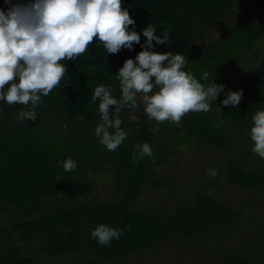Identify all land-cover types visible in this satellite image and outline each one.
<instances>
[{
  "label": "trees",
  "instance_id": "16d2710c",
  "mask_svg": "<svg viewBox=\"0 0 264 264\" xmlns=\"http://www.w3.org/2000/svg\"><path fill=\"white\" fill-rule=\"evenodd\" d=\"M232 2H123L137 24L154 25L157 35L169 30V44L154 42L156 52L184 55L183 70L206 87L223 84V92L210 102V111L189 112L179 126L170 121L157 124L145 114L141 122L126 130L130 115L123 109L121 128L127 137L115 151L107 150L95 135L96 126L87 125L100 115L99 101H92V92L97 85L110 86L113 97L120 100L118 70L126 59L135 58V51L122 48L117 54H107L94 40L87 53L62 62L67 73L60 86L41 97L45 105H63L62 124L47 125L38 116L34 122L0 128V264H72L74 260L116 264L137 253H150L176 235L193 240L215 227L236 223L241 213L228 205L211 178L204 179L201 188L185 190L161 171L181 142H171L176 133L190 144L228 153L218 179L264 197V158L252 151L250 138L252 116L264 109V63L249 64L264 41V0L245 10L228 38L202 44L206 22L228 17ZM9 6L0 0V9L7 11ZM129 30L140 33L134 27ZM197 45L199 55L193 57L191 50ZM205 72L208 78L202 79ZM237 90L243 91L238 106L223 107L225 94ZM5 104L0 100V109ZM110 111H114L112 106ZM144 143L151 146L154 159L139 158L137 146ZM67 158L77 165L70 172L62 166ZM97 173L111 178V196L104 200L93 197ZM176 190L182 200L165 207L163 198ZM147 192L160 197V208L143 204ZM34 199L49 202L37 213L23 215L21 204ZM98 225L124 232L119 239L101 245L91 236ZM259 226L257 220L251 223L246 239L207 264H264V232L255 229Z\"/></svg>",
  "mask_w": 264,
  "mask_h": 264
},
{
  "label": "clouds",
  "instance_id": "9594fccd",
  "mask_svg": "<svg viewBox=\"0 0 264 264\" xmlns=\"http://www.w3.org/2000/svg\"><path fill=\"white\" fill-rule=\"evenodd\" d=\"M4 2L10 6L7 11L0 9V100L9 105L26 106V110L18 113L19 120L36 121L35 109L42 103L41 97L60 86L67 73L62 62L75 61L87 53L94 40L103 45L107 54L113 55L122 48L132 50L134 44H140L141 34L129 30L135 21L123 7V0ZM142 35L146 38L142 50L134 59H126L118 70L122 98H114L112 88L102 84L92 92V101H99L102 120L95 128V135L109 151H115L127 137L121 128L120 115L125 107L139 109L137 94L149 118L157 124L170 121L179 126L189 112L210 111V102L224 90L223 84L211 83L206 87L183 70L184 55L153 51V42L169 44L168 29L163 35H157L156 27L149 24ZM208 75L205 72L202 79ZM242 96V90L229 91L221 104L235 108ZM110 106L114 111H110ZM252 123V151L264 158V109L256 111ZM137 147L139 158H155L148 143ZM62 166L70 172L77 165L72 158H67ZM208 174L214 177L217 173L209 170ZM123 232V229L98 225L91 236L106 246L113 239H119Z\"/></svg>",
  "mask_w": 264,
  "mask_h": 264
},
{
  "label": "rangeland",
  "instance_id": "374dc122",
  "mask_svg": "<svg viewBox=\"0 0 264 264\" xmlns=\"http://www.w3.org/2000/svg\"><path fill=\"white\" fill-rule=\"evenodd\" d=\"M261 1L233 0L231 9L228 11V17L225 16L206 22L202 33L204 35L202 44L219 38H228L235 24L242 19L244 11L247 9L251 10L252 7L260 4ZM199 46L197 45L192 48L191 56L199 55ZM253 53V56L249 58L250 65L256 66L259 61L264 63V41L262 42V47L258 50L256 49ZM137 102L140 104L139 109L125 107L126 114L130 115V120L125 125L126 130L142 121L143 117H138L143 109V102L139 94H137ZM57 105L56 107L41 103L35 109L37 116H40L39 118L42 121L44 120L47 125L62 124L64 122L62 115L63 105L60 103H57ZM11 106L12 108L10 109V105L5 104L0 109V128H13L30 121L18 119V113L21 110H26V106L21 104H12ZM100 123H102L101 115L97 116L95 121L87 125L93 128ZM176 139H180L181 142L176 151L171 152L172 159L168 161L169 164L161 171H164L168 178L170 177L172 181H175L178 187L180 186V188H184L185 190L189 187L201 188L203 180L211 178L228 205L241 213V217L234 224H230L224 228L215 227L210 232L204 233L193 240H186L176 235L169 242L154 248L150 253H137L116 264H207L222 252L232 249L246 239L249 225L256 220L260 223L261 227L259 226L255 229L264 232V222H262L264 220V197L255 191L238 188L228 181L222 180V177L221 180L218 179L219 174H221L226 166L225 159L230 157L228 153L212 147L196 146L185 142L179 133H176V137L171 139V142ZM238 147L242 148L241 145ZM242 149H245V147ZM209 170H214L217 174L213 177L208 174ZM93 178L96 179L93 197L104 200L111 196L112 185L110 176L107 173H97ZM174 194L169 192L167 193V199L163 198L166 200L164 203L165 207H171L172 203L182 200L178 190ZM159 199L160 197L157 195L152 197V194L147 192L144 196L143 204L151 209H158L160 208ZM69 200L71 201V199ZM47 202L49 201L42 199L24 202L21 204L22 214L37 213ZM255 229L253 230L256 232ZM72 264L81 263L74 260Z\"/></svg>",
  "mask_w": 264,
  "mask_h": 264
},
{
  "label": "flooded vegetation",
  "instance_id": "af4514ba",
  "mask_svg": "<svg viewBox=\"0 0 264 264\" xmlns=\"http://www.w3.org/2000/svg\"><path fill=\"white\" fill-rule=\"evenodd\" d=\"M129 1H130V0H123V2H129ZM123 7L126 8V6H124V4H123ZM244 12H245V11H244ZM132 18H133V20L135 21V18H134V17H132ZM130 27H133V26H130ZM145 27H147V26H145V25H140V24H137V23L135 22L134 28H136L137 31L140 32L141 34H142V30H143ZM145 39H146V38L143 37V40L140 41V44H134V45H133V48H132V49L135 51V56L137 55L138 52H140V51L142 50V49H141V45L144 44ZM153 44H154V42H153ZM124 49H125V48H124ZM128 50H129V49H128ZM153 51H155V46L153 47ZM161 53H164V51H162ZM144 115H145V113H144V111H143V109H142V113L139 114L138 117H140V116L144 117ZM134 116L137 117L135 114H134Z\"/></svg>",
  "mask_w": 264,
  "mask_h": 264
},
{
  "label": "water",
  "instance_id": "95a60500",
  "mask_svg": "<svg viewBox=\"0 0 264 264\" xmlns=\"http://www.w3.org/2000/svg\"><path fill=\"white\" fill-rule=\"evenodd\" d=\"M125 8V7H124Z\"/></svg>",
  "mask_w": 264,
  "mask_h": 264
}]
</instances>
